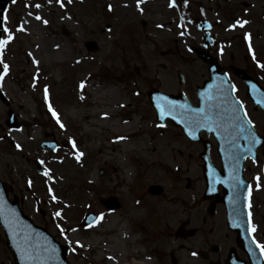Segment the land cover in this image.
<instances>
[{
  "label": "rangeland",
  "instance_id": "obj_1",
  "mask_svg": "<svg viewBox=\"0 0 264 264\" xmlns=\"http://www.w3.org/2000/svg\"><path fill=\"white\" fill-rule=\"evenodd\" d=\"M41 17L47 20L45 14ZM66 18L59 12L58 20H47V24L27 16L17 22L16 29L24 24L27 31H16L9 44L21 68L11 76L9 95L17 96L14 104L26 122L18 138L24 145L25 159L10 153L4 157L7 166H1L7 170L13 165L22 172L26 184L31 180V185L38 186L37 196L51 216L45 217V222L69 247L72 264H172L169 258L164 263L163 254L173 247L172 239H177L176 225L195 211L197 203L193 200L197 197V142L171 120L164 125L157 121L149 93L154 89L169 94L183 92L197 105V77L203 81L209 76L197 75V57L188 48L185 52L182 49L181 56L160 54L163 43L151 41L145 30L134 38L131 57H104L94 52L97 48L88 50L85 45L93 39L90 27ZM65 30L72 34L67 36ZM44 41L49 51L63 47L69 56L67 61L39 58L38 54L45 56ZM259 45L264 46V42ZM259 55L264 59V53ZM80 59L86 64L83 69L77 67ZM13 80L15 85H11ZM92 89L94 93L100 90L103 97L107 92L113 94L105 100V106H110L105 108L106 123L100 124L95 137L89 123L94 118V106L87 97L93 96ZM49 103L59 114L63 128L49 111ZM136 116L140 121L133 127L112 125L115 121L123 125ZM52 134L59 142L69 144L58 150L41 146L43 141L52 140ZM77 152L83 153L79 160ZM35 158L44 161L41 173L33 162ZM45 169H50L48 176ZM58 175L62 176L59 184ZM20 184H24L22 179ZM154 186L162 191L153 192ZM59 188L69 193L62 202ZM52 195L57 199L52 200ZM110 200L116 203L110 206ZM57 211L60 216L54 215ZM88 212L98 216L104 213V217L85 225L81 221ZM112 217L118 225L112 232L103 231ZM162 224L174 230L170 238L161 237L156 226Z\"/></svg>",
  "mask_w": 264,
  "mask_h": 264
},
{
  "label": "flooded vegetation",
  "instance_id": "obj_2",
  "mask_svg": "<svg viewBox=\"0 0 264 264\" xmlns=\"http://www.w3.org/2000/svg\"><path fill=\"white\" fill-rule=\"evenodd\" d=\"M62 2L64 7L56 0L51 3L48 0H16L15 3L0 0V38L7 35L5 25L16 35L17 22L24 17L40 21L35 19L34 13H38L40 16L45 14L48 21H55L60 12L66 19L90 27L91 41L97 46L94 52L104 57H131L135 51L134 38L143 35L145 30L151 41L163 43V48L158 50L162 55L181 56L188 48L197 57V75L210 76L212 65H217L220 72L229 77L235 85L236 97L242 102L247 118L252 121V129L262 138L261 144L254 155L246 158L244 180L240 186L230 185L228 188L220 184L215 192H208L204 176L206 162L202 156L206 150L204 141L210 142L209 158L213 167L222 170L223 164L215 135L200 132L202 140L196 141L195 211L176 225L174 235L177 239H172L173 247L166 248L163 260L167 263L169 258L172 264H264V252L257 246L258 243L264 244V103L254 99L255 95L264 91V59L259 55L264 53V46L259 45L264 42V0H175L174 4L172 0H142L139 7L136 0ZM35 4L41 7L35 8ZM5 16L8 17L7 21L4 20ZM237 21L247 23L236 24ZM233 24L236 27H231ZM64 32L67 36L72 34L69 30ZM9 44L4 50L3 60L10 66V71L0 81V108L3 107L0 110V180L7 192V203L17 200L20 209L35 224L52 232L49 223L45 222V217L51 219V216L37 196L38 189L35 190L38 186L26 184L22 172L14 169L13 165L7 170L1 166H7L4 157L10 153L25 159L24 145L18 138L22 137L26 122L19 106L14 104L17 96L9 95L11 76L20 73L21 68L18 60L15 62L16 53L11 51ZM85 45L89 50L87 42ZM200 78L197 77V106L198 89L206 81ZM15 84L13 80L11 85ZM233 126H230L231 131L235 128ZM52 136V140L47 139L46 143L56 141L58 147L55 150L69 144L59 142L55 134ZM17 144L21 147L17 148ZM27 161L31 162L29 158ZM33 162L38 172H43L42 164L40 167L36 158ZM12 175H15V179H11ZM257 176L260 177L259 188L256 186ZM21 179L24 184L18 186ZM247 190V211L242 207H232L233 210L229 211L221 201L226 192H229L230 201H243ZM253 225L255 231L252 230ZM156 228L161 237L170 238V233L174 231L167 224L157 225ZM0 264H16L1 223Z\"/></svg>",
  "mask_w": 264,
  "mask_h": 264
},
{
  "label": "water",
  "instance_id": "obj_3",
  "mask_svg": "<svg viewBox=\"0 0 264 264\" xmlns=\"http://www.w3.org/2000/svg\"><path fill=\"white\" fill-rule=\"evenodd\" d=\"M87 44L92 50L97 48L94 42H88ZM211 70L212 72L209 79L198 89L199 106L193 105L183 92L169 94L159 89H154L149 93V99L156 111L157 121L160 124L163 125L170 119L176 125L182 126L186 134L185 124L182 122L185 119L183 113L177 109L171 115H165L161 118V109L157 107V104L164 107L168 102H173L177 105H187L192 109L205 108L206 110H208L211 105L212 111L221 118L223 126L219 129V136L215 131H210L208 128L196 130L195 139L187 135L191 140H201L202 138L199 133L206 130L209 134L213 133L219 142L218 152L222 158V170L213 167L211 164L209 158L210 142L207 140L204 141L206 150L202 155L206 162L204 165V176L208 183V192L211 190L215 192L220 184L228 188L230 185L240 186L241 182L244 180L243 167L245 160L249 155H254L256 153V149L261 144L262 138L252 129V124H245V127L251 128L252 132H254L255 136L259 139V143H251L249 133H241L237 126L232 123V109L240 108V105L235 103V101H239V99L235 95V91L232 88L233 84L229 77L225 73L220 72L219 66L212 65ZM179 79L183 81V74L181 72H179ZM208 97H213V99L209 100ZM254 99L256 101H264V91H262V94L255 95ZM243 113L244 110L242 108L239 114L242 116ZM231 125L235 126V128H232V131ZM246 136L249 138L245 139ZM48 145L53 149L57 148L56 142L49 143ZM152 191L160 193L162 190L161 187L154 186ZM6 196L7 192L0 180V223L5 230L16 263L26 264L17 245L23 247L24 239L27 236L30 237V243L35 249L34 255L37 257L36 264H72L67 258L68 247L62 245L48 230L35 225L20 209L17 200L12 203H7ZM228 196L229 192H226L224 197L221 198V201L227 205L229 211L233 210L232 207L234 209L242 207L247 211L249 198L248 190L245 192L246 198L243 201H238L236 199L230 201ZM108 204L113 206L115 201L111 200ZM97 217L98 215L96 213L88 212L85 214L82 223L91 225ZM229 218H231V215ZM6 221L8 223H6ZM245 221L246 224H248L247 212H245ZM9 224H11V230Z\"/></svg>",
  "mask_w": 264,
  "mask_h": 264
},
{
  "label": "snow or ice",
  "instance_id": "obj_4",
  "mask_svg": "<svg viewBox=\"0 0 264 264\" xmlns=\"http://www.w3.org/2000/svg\"><path fill=\"white\" fill-rule=\"evenodd\" d=\"M16 0H12V3H15ZM49 3L52 2V0H48ZM57 3H59L61 5V7H64V4L62 2V0H56ZM69 3H71V0H68ZM137 2V6L139 7L140 3L142 2V0H136ZM173 4L175 3V0H172ZM185 2H187V0H185ZM35 8H40L41 5L40 4H35L34 5ZM109 9H111V5L108 6ZM31 15V14H30ZM8 17L5 16L4 20L7 21ZM36 20H40L42 21V23L47 24L48 21L43 19L40 15H36L35 16ZM243 23H247V21H237L236 24H243ZM236 24L231 25V27H236ZM16 31H27V29L24 27V24H20ZM4 32L7 33L6 36H4L3 38H0V65H2V71H0V81H2L4 79V76L10 71V66L7 63H4L3 60V54H4V50L7 47V45L12 42L15 38V34L14 32L9 29L6 25L4 27ZM58 47V46H57ZM29 55H31V53H29ZM35 63H39L38 61H34ZM264 66V65H262ZM81 88L84 87V82H81L80 85ZM233 90L235 89V85L232 86ZM48 98V90L47 87L45 88V99ZM209 100L213 99V97H208ZM235 103H238L240 105V108H233L232 109V116H231V121L233 124H235L237 126V128L239 129V131L241 133L243 132H248L249 136L251 137V143H259V139L255 136V133L252 132L251 128H247L245 127V124L247 125H251L252 121L250 119L247 118V112H244L243 115L241 116L240 113V109L243 108V104L242 102L239 101H235ZM258 103H264V101H258ZM157 107L161 109V118H163V116L165 115H171L173 112H175L177 109H179L183 115L185 116V119L182 121L185 124V128L187 131V135L193 139L196 138V130L201 129V128H208L210 131H215L216 134L219 136L220 135V131L219 129L223 126L221 123V118L218 117L213 111H212V106L210 105L208 110H206L205 108H199V109H192L187 105H177L173 102H168L166 104V106L161 107L160 104H157ZM49 111L52 112L53 117L56 118L57 123L60 125L61 128L64 127V124L60 122L59 119V114L55 111V109L52 108V105L49 103L48 105ZM249 137L246 136L245 139H248ZM118 139H122L121 137H118ZM17 148H20L21 145L17 144L16 145ZM72 147L76 148V144L75 141H72ZM76 159L79 160L82 156L83 153L82 152H77L75 153ZM41 164L44 163V161H40ZM50 172V169H45L44 170V175L48 176ZM257 187H260L259 184V179L260 177L257 176ZM29 185H31V180H29ZM49 191L51 192L52 189L49 188ZM52 200H56L57 197L55 195H52L51 197ZM55 216H60L61 213L59 211L54 213ZM104 217V213H100L99 216L96 218V220L94 221V223L102 220ZM6 223H8L6 221ZM9 228L11 230V224H9ZM61 232H63L64 230L61 228L60 229ZM252 230L255 231V225L252 226ZM77 244H80V241L77 240L76 241ZM258 247L261 248V251L264 252V244H257ZM18 250L21 251L26 264H36L37 261V257L34 255L35 249L33 248V246L30 243V237H25L24 239V246L21 247L20 245H17ZM73 251H75L76 249L73 248ZM193 255H195V253H193Z\"/></svg>",
  "mask_w": 264,
  "mask_h": 264
},
{
  "label": "bare ground",
  "instance_id": "obj_5",
  "mask_svg": "<svg viewBox=\"0 0 264 264\" xmlns=\"http://www.w3.org/2000/svg\"><path fill=\"white\" fill-rule=\"evenodd\" d=\"M37 30V29H36ZM43 41V40H42ZM43 49L45 51V56L41 57L39 54H38V57L39 58H44L46 61H52L53 62V58H55V61L56 63H63L65 61H67V59L69 58L68 56V53L66 52V50L61 47V46H58L55 48L56 51H49L47 50V46L45 45V41L43 42ZM83 59H80L79 62H78V65L77 67L79 69H83L84 66L82 65H86V64H83L84 61H82ZM96 93V94H95ZM94 93V89H92V94L93 96H91V94H88L87 97L89 99L90 102L93 103V106H94V109H93V112H92V115L94 116V118H90V122L92 124L91 126V129L94 130V137L96 135V132L97 130L99 129L100 127V124L102 123H106V121H104L103 117L106 113V110L105 108H109L110 106H105V100L107 99H111L113 97V94L110 93V92H107L104 97H103V93L99 91H96ZM101 94L100 96H102V98L99 97L98 94ZM95 115H98V117L96 118ZM140 121V117H133L132 119H129L127 120L123 125H120V122L118 121H115L114 124L112 125H116V127L120 128L121 126L122 127H133L135 125H137ZM108 123V122H107ZM100 130V129H99ZM91 145H94V138L92 139V142H91ZM62 176L61 175H58V179H57V183L59 184L61 182V178ZM57 194L59 196V201H63L64 198L68 197V192H63L62 189H58L57 190ZM156 205H160V202H155ZM67 209V207L65 208V210ZM111 220V224L110 225H107V226H104L102 228L103 231H106V232H112L115 228V226L118 225V221H116L115 219L110 218ZM114 223V224H113ZM76 241L78 240L77 238H74Z\"/></svg>",
  "mask_w": 264,
  "mask_h": 264
}]
</instances>
